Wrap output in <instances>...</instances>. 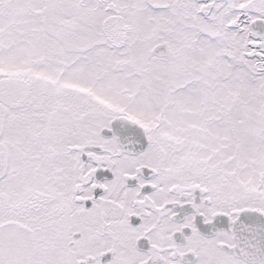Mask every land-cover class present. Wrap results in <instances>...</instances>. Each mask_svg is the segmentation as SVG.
I'll return each instance as SVG.
<instances>
[{
	"label": "snow or ice",
	"instance_id": "obj_1",
	"mask_svg": "<svg viewBox=\"0 0 264 264\" xmlns=\"http://www.w3.org/2000/svg\"><path fill=\"white\" fill-rule=\"evenodd\" d=\"M0 264H264V0H0Z\"/></svg>",
	"mask_w": 264,
	"mask_h": 264
}]
</instances>
